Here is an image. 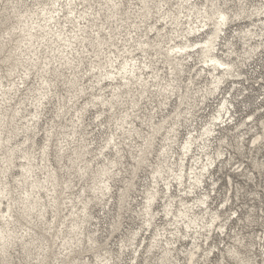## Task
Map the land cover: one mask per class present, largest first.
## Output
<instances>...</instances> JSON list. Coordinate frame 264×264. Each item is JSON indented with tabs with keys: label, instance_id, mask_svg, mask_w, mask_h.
Masks as SVG:
<instances>
[{
	"label": "clouds",
	"instance_id": "clouds-1",
	"mask_svg": "<svg viewBox=\"0 0 264 264\" xmlns=\"http://www.w3.org/2000/svg\"><path fill=\"white\" fill-rule=\"evenodd\" d=\"M0 264H264V0H0Z\"/></svg>",
	"mask_w": 264,
	"mask_h": 264
}]
</instances>
